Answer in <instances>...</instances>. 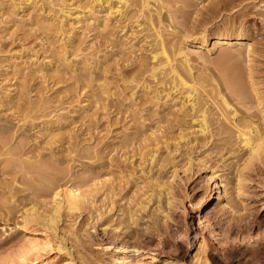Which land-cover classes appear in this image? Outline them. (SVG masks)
I'll use <instances>...</instances> for the list:
<instances>
[{
	"label": "rangeland",
	"instance_id": "obj_1",
	"mask_svg": "<svg viewBox=\"0 0 264 264\" xmlns=\"http://www.w3.org/2000/svg\"><path fill=\"white\" fill-rule=\"evenodd\" d=\"M160 1L146 9L144 0H0V264H18L13 257L31 235L17 227L23 211L46 214L55 185L66 183L98 185L92 203L81 214L65 211L56 231L31 224L50 242L37 260L174 264L185 247L181 264L264 256V156L248 163L250 143L235 127L264 115L250 84L264 98V0ZM158 29L170 56L182 47L193 75L218 81L236 121L207 83L192 107L187 90L153 69ZM237 33L253 44L249 56L246 43L214 45L217 34ZM156 184L172 186L178 210H169L166 192L146 205ZM182 217L192 232L183 245L173 234ZM250 224L249 239L226 238L228 227L245 233ZM123 240L140 251L122 253ZM111 241L116 248H106Z\"/></svg>",
	"mask_w": 264,
	"mask_h": 264
},
{
	"label": "bare ground",
	"instance_id": "obj_2",
	"mask_svg": "<svg viewBox=\"0 0 264 264\" xmlns=\"http://www.w3.org/2000/svg\"><path fill=\"white\" fill-rule=\"evenodd\" d=\"M151 0H144L143 7L148 9L149 4ZM156 3H160V0H153ZM124 3V2H123ZM161 6V4H160ZM264 21V17H263ZM155 39L157 42H159V49L158 52L153 56V59L158 60L157 66L153 69H158L157 71L161 72L162 71H167V75L170 76L171 80L174 82H177L178 85H180L181 88L184 90H187V95L186 99L187 102H190L191 106L193 107L196 101V96L198 95V86L205 87L206 85L203 83H207L208 86H211L212 89L215 90L216 92V97H218V102L221 105V107L224 109V111L227 113V115H230L233 121L235 119V116L237 115L236 110L233 108L231 103L227 100L222 93V91L219 89L221 87H218L217 82H214V79L212 77H209L208 75L201 76L200 75H193L192 73V67L189 61V52L182 47H177V52L173 51L175 54H173V57L169 55L166 44L161 36L160 30L158 29L155 31ZM235 37L231 38L230 35H221L217 34L216 37L214 38V45L218 44H235V43H246V46L248 48V56L250 53L253 52V44L249 42H244V36L241 34H234ZM208 39V34L206 31L202 32L199 38L196 40V44L199 46H204L207 43ZM226 54L227 52L221 57V59L225 58L227 59ZM178 56V57H176ZM179 59V60H178ZM177 62H180L181 65L184 66V70L187 72L189 75V78L192 79V83L188 84V81H185L183 76L180 74L178 68H177ZM157 67V68H156ZM180 67V66H178ZM155 71V70H154ZM182 72V70H181ZM162 73V72H161ZM186 76V75H185ZM252 79V77H250ZM176 83V84H177ZM175 84V85H176ZM251 88L253 91V94L255 96V99L260 105L263 102V95H261V92L259 91L258 87L256 86V82L252 79L250 81ZM227 85V84H226ZM225 86V85H224ZM203 89V88H202ZM229 89V88H228ZM186 92V91H185ZM237 93V92H236ZM240 93V92H239ZM243 97V96H242ZM244 98V97H243ZM243 98L241 100H243ZM262 113H264L262 111ZM200 122H199V129L198 132L202 135L209 134V121L207 118V113L206 110L201 109L200 110ZM254 116L250 117L249 119H242L238 120V123L235 125L237 129H239L240 136L242 137L243 141L249 142V148H248V163H251L253 161L261 162L262 158L264 156V115L262 119L255 118ZM150 160L153 161L155 160L156 154L155 150L151 151L150 154ZM239 184V182H238ZM97 183H92L90 184L89 187H85L84 189L81 188L78 184H65V185H55V188L52 190L51 194V208L49 212L46 214L38 212L36 209L30 208V209H25L22 213L21 216V224H19L17 227L22 231L23 233H28L31 234L30 236L28 235L26 241L22 243L21 249L18 251L17 254H15L13 257L18 264H74V262L70 260H66L63 263H57L55 260H37L38 259V254L40 251L45 248L50 246V242L46 238L44 239H39L35 237L36 231L31 228V224H40L44 229L46 230H51V231H56V224L61 217V215L66 211L68 213H82L85 207L87 205H90L92 203V198L93 197L92 193L94 194V191L96 192L97 188ZM100 186V185H99ZM156 187L159 188V191L156 193L153 190H151V193H148L145 196V202L146 205L154 200L157 199L158 202H160V197L162 193H165L166 196V203L168 205L169 210L175 211L178 210L179 208L176 205V200L173 196V191H172V186L168 185V187H162L160 184H156ZM167 190V191H166ZM141 206L140 209H143L146 207ZM158 208V207H157ZM138 210H134L130 214V218L133 223H135V218L134 216L136 215ZM170 213V212H169ZM171 214V213H170ZM182 214H179L181 216ZM166 218H171V215L165 214ZM181 218V217H180ZM206 220L209 221V219L206 217ZM168 227L170 226L169 223ZM174 231L173 234H176L179 238V241L184 244V240L182 238H187L189 239V236H191V228L188 227V222L185 220L184 217H182L181 224L178 225ZM249 228V229H248ZM247 232L244 233L240 231V229L235 230L232 227H228L225 230V236L227 239H232V240H244L245 238L249 239L252 237L256 226L254 224H250L248 226ZM95 232V231H93ZM43 233V232H42ZM168 233L167 231L161 230L159 232V236ZM198 233L195 232L192 235V239H196ZM97 236V234H96ZM167 235L165 238H159V243L162 245L166 244V241H168ZM189 241H187L188 243ZM113 245V247L116 248L115 242L111 241L109 242V245H106V248L108 246ZM141 246L133 241H124L121 243L119 250H121L122 253L124 252H137L140 251ZM56 249L58 252H61L65 249L64 244L58 243L56 246ZM187 249L185 247L184 251L180 254L179 258L176 259V262L174 264H181L183 263V259L186 255ZM66 250V249H65ZM11 262V261H10ZM181 262V263H180ZM203 264H208L207 261H204ZM252 264H264V256L263 257H258L256 256L255 260L253 261Z\"/></svg>",
	"mask_w": 264,
	"mask_h": 264
}]
</instances>
